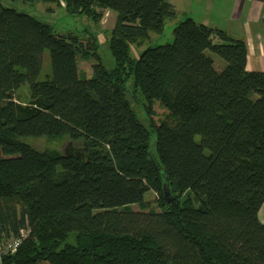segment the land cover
<instances>
[{
    "label": "trees",
    "instance_id": "1",
    "mask_svg": "<svg viewBox=\"0 0 264 264\" xmlns=\"http://www.w3.org/2000/svg\"><path fill=\"white\" fill-rule=\"evenodd\" d=\"M22 1L98 24L113 11L115 66L96 35L59 33L0 0V239L29 230L0 264H264V72L247 69L246 42L188 17L173 42L133 59L132 44L176 17L170 0ZM45 50L52 73L39 80ZM79 55L97 59L90 78ZM156 102L168 111L160 121ZM28 137H67L86 156L40 151ZM150 190L158 209H146Z\"/></svg>",
    "mask_w": 264,
    "mask_h": 264
},
{
    "label": "rangeland",
    "instance_id": "2",
    "mask_svg": "<svg viewBox=\"0 0 264 264\" xmlns=\"http://www.w3.org/2000/svg\"><path fill=\"white\" fill-rule=\"evenodd\" d=\"M5 6L16 9L18 12H23L30 14L36 19L46 22L51 25L55 31L59 33L74 32L79 35L81 38L86 39L91 34L96 35L99 43V55L101 60L107 68H113L115 66V60L109 50L108 42L110 37V30L114 25V20H110V17L105 15L104 19L100 24L95 23L91 18L82 14H70L65 6L57 5L55 3L37 1L35 3H25L22 0H2ZM53 10H49V8ZM187 10L186 4L182 3L179 6V11L176 14L174 19L166 20L164 30L161 34L151 33L150 39L146 40L143 44H132L130 56L133 59H138L142 52L149 47H156L162 44H167L173 42L174 35L173 30L175 26L184 20L182 14ZM208 54L212 55L215 60V67L217 70H222L226 66V61L217 55L207 51ZM97 62V59L93 56L89 58H84L81 55L78 56V65L80 73L83 76L90 78L93 75V65ZM51 58L49 50H45L43 53V67L42 72L39 76V80H45L48 75H51ZM131 84V81L128 85ZM16 96L22 101H28L31 98V91L29 84L26 83L23 85L17 92ZM132 97V98H131ZM130 100L132 102L133 109L135 110L138 118L145 124L146 117L142 109V104L140 97L136 98L131 96ZM154 118L156 121H160L167 117L168 111L163 108L159 102L154 104ZM199 139V137H196ZM24 141L35 147L40 151L44 150H59L63 152L65 149H78L79 152H82L84 144L80 143V146H77L79 143L71 141L67 137H61L59 139L50 140L46 137L39 138H24ZM71 143V145H69ZM80 147V148H78ZM151 152H155V137L151 139ZM77 151V150H76ZM158 195L153 190H150L145 195V201L148 203L146 209H158ZM199 203L194 202V207H198ZM134 210H142L140 205L134 204ZM76 233H71L68 242L75 243ZM49 264V263H43Z\"/></svg>",
    "mask_w": 264,
    "mask_h": 264
},
{
    "label": "crops",
    "instance_id": "3",
    "mask_svg": "<svg viewBox=\"0 0 264 264\" xmlns=\"http://www.w3.org/2000/svg\"><path fill=\"white\" fill-rule=\"evenodd\" d=\"M170 3L176 13L180 4H186L184 17L222 29L233 38L245 41L248 46L247 69L264 72V0H170ZM105 15L115 21L113 28L116 14L106 10ZM258 217L264 224V203Z\"/></svg>",
    "mask_w": 264,
    "mask_h": 264
},
{
    "label": "built area",
    "instance_id": "4",
    "mask_svg": "<svg viewBox=\"0 0 264 264\" xmlns=\"http://www.w3.org/2000/svg\"><path fill=\"white\" fill-rule=\"evenodd\" d=\"M26 235L27 232L22 231L21 235L16 238L9 240L0 239V259H2V257L5 255L16 253L19 245L21 244L22 240L25 238Z\"/></svg>",
    "mask_w": 264,
    "mask_h": 264
},
{
    "label": "water",
    "instance_id": "5",
    "mask_svg": "<svg viewBox=\"0 0 264 264\" xmlns=\"http://www.w3.org/2000/svg\"><path fill=\"white\" fill-rule=\"evenodd\" d=\"M70 145H71V143H69ZM84 150H87V148H85ZM63 154L65 155V156H76V157H79V158H83L84 157V153H74V150L73 149H71L70 151H68L67 149H65L64 151H63ZM165 196L167 197V199L169 200V189L166 187L165 188Z\"/></svg>",
    "mask_w": 264,
    "mask_h": 264
},
{
    "label": "bare ground",
    "instance_id": "6",
    "mask_svg": "<svg viewBox=\"0 0 264 264\" xmlns=\"http://www.w3.org/2000/svg\"><path fill=\"white\" fill-rule=\"evenodd\" d=\"M85 148H86V147L84 146V147H83V149H85ZM86 151H87V150H86ZM74 153H84V152H83V150H82V152H76V150H74ZM83 158H85V155H84V157H83ZM22 231H25V232H27V235H28V233H29V230H28V229H22V230L20 231V233H19V235H18V236H20V235H21V232H22ZM27 235L25 236V238L27 237ZM18 236H17V237H18ZM14 238H16V237H14ZM25 238H24V239H25ZM12 239H13V238H12ZM24 239H23V240H24ZM23 240H22V242H23ZM22 242H21V243H22ZM20 245H21V244H20ZM20 245H19V246H20ZM18 248H19V247H18Z\"/></svg>",
    "mask_w": 264,
    "mask_h": 264
},
{
    "label": "flooded vegetation",
    "instance_id": "7",
    "mask_svg": "<svg viewBox=\"0 0 264 264\" xmlns=\"http://www.w3.org/2000/svg\"><path fill=\"white\" fill-rule=\"evenodd\" d=\"M70 145V144H69ZM77 146H80V143L77 145ZM78 148H80V147H78ZM68 151H70L71 149H67ZM77 151L76 152H79L78 151V149H76ZM83 150V152H84V155L86 156V150H84V149H82Z\"/></svg>",
    "mask_w": 264,
    "mask_h": 264
}]
</instances>
